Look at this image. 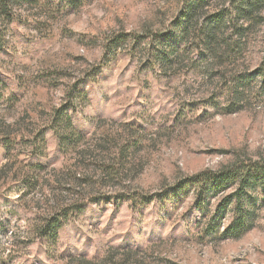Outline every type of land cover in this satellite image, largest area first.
Listing matches in <instances>:
<instances>
[{
  "label": "rangeland",
  "instance_id": "rangeland-1",
  "mask_svg": "<svg viewBox=\"0 0 264 264\" xmlns=\"http://www.w3.org/2000/svg\"><path fill=\"white\" fill-rule=\"evenodd\" d=\"M188 1L21 0L2 14L0 264H264V201L224 238L233 211L214 237L195 193L163 200L264 160V5L221 60L172 39ZM63 118L78 143L62 145Z\"/></svg>",
  "mask_w": 264,
  "mask_h": 264
},
{
  "label": "trees",
  "instance_id": "trees-1",
  "mask_svg": "<svg viewBox=\"0 0 264 264\" xmlns=\"http://www.w3.org/2000/svg\"><path fill=\"white\" fill-rule=\"evenodd\" d=\"M17 1L21 0H0V18L2 14H8L10 6ZM263 5L264 0H189L177 18L178 33L172 39L181 44L189 43L194 52L221 60L225 57L230 59L231 53H241L242 39L246 35L247 28L239 21H256L255 12ZM1 33L0 30V45L4 38ZM167 60L163 59V63ZM1 96L2 94L0 99ZM58 126L61 131L56 132L62 145L78 143L80 135L68 119L63 118ZM10 145V142L7 143V146ZM169 192L171 193L163 198L166 202L174 201L180 195L184 197L190 192L195 193L197 208L206 216L210 215L206 229L214 237L227 211H233L234 218L225 227L222 236L239 238L252 227L257 202L264 201V160L245 159L220 170L203 171ZM210 195L220 197L218 207L212 214H209L211 210L206 203ZM70 211L67 209L65 212V219L70 216ZM62 222L59 217H51L41 236L51 242L55 241Z\"/></svg>",
  "mask_w": 264,
  "mask_h": 264
}]
</instances>
